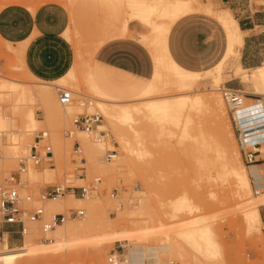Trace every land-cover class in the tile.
<instances>
[{
  "label": "rangeland",
  "instance_id": "1",
  "mask_svg": "<svg viewBox=\"0 0 264 264\" xmlns=\"http://www.w3.org/2000/svg\"><path fill=\"white\" fill-rule=\"evenodd\" d=\"M156 1L158 2V0H80L71 14L75 15L76 23L70 22V28L68 29L69 37L65 36L74 49V58L75 52H78V50L82 58L85 57V60L83 58L84 67H80L79 72H77V78L73 81L66 78L62 83L56 81L44 82L46 80H38L37 78L34 79L28 76L22 66L18 52L21 46L16 48L13 44L6 43L0 38V84L2 81L10 79V81L14 80L20 84L34 88L47 85L55 93L57 102L59 103V108L53 109L51 116L46 117L44 107L38 99H35L33 102L35 104H32V107H34L36 112V126L34 128L35 131L29 133L25 132V128L22 125H17L11 119L13 109L9 101L10 98L0 95V113L4 112L10 116L6 119L7 128L4 129V132H0V138H3L0 142V183L7 182L9 176L19 168L21 159L29 155L25 152L27 145L23 146L8 142L10 136L16 134L24 137L32 135L35 139L39 132L48 131L54 145V161L52 164H44L38 168L31 167V173L30 169L26 176L29 186L25 195L26 197L29 196V198L25 200L24 205L30 209H34L38 205H43L45 208V204L49 200L40 202V193L57 184L76 187H92L97 185V190L92 192L93 195L91 194L92 198L94 196L97 198L95 201L92 202L90 197H88L85 202L79 204L72 202L73 205L70 209H83L86 211V217L74 218L66 223L72 222L82 225L91 216L108 219L107 222L98 220L94 223V227L91 226L90 229L82 232L79 236L80 239L73 243V248L70 245L66 246V240L68 241L66 237L62 239L59 237L57 239L56 233H44L42 231V223L28 224V235H25L24 239L21 238L18 244L10 243L9 241V249L24 247L26 238L29 235L36 238L37 244H53L56 249H43L45 253L49 252L45 256L36 255L32 257L25 255L15 264H112L109 261L112 254L122 258L121 264H128L127 259L129 258L130 249L160 244L172 246L170 251H161V264H170L171 262L177 264H264V222L261 219L257 223V227L251 230L247 221L250 207L245 204L250 201L247 198H258L259 195L255 193L256 187L250 176L248 165L244 163L242 158L233 129L231 114L224 99L226 108L225 118L205 114L203 111L199 113L200 111L196 110L195 120L202 127L205 141L211 146L215 147L216 145V147H221V144L231 141L236 145L241 156L240 160L248 170L252 184L250 195L242 198H239L234 192V186L231 184V181L217 180L208 182L205 176L201 175L203 169L199 168L198 159L197 157L195 158V156H198L197 152H186V154L183 152V146L178 142L180 138L176 137V125L174 124L166 123L163 131L160 133V125L158 123L154 125L155 121H152L154 122L153 127L150 124L151 121L148 123L147 120H143L145 119L144 117L140 119L138 116H134L133 121H124L123 126L126 130H129L130 126L136 128L141 126L140 131L142 134L140 138L144 142V145H138L135 135L131 132L132 144L134 146L137 144V148L141 152L131 153L132 164L129 167L131 170L125 168V171L120 172V175L116 174V178L114 179L111 178L109 169L114 165L116 160L124 157V152L120 149L116 131L105 116V129L109 130L113 137H115L118 143L117 147H114L110 142L106 144L99 143L92 136L83 132H76L73 138L65 135V132L72 128V122L76 116L85 112L100 111L102 113L96 103L97 99L101 97L91 89V86H88L90 81L87 69L91 59L88 56H90L91 52H86L87 45H96L103 33L111 26H122L126 20H129L131 22L130 28L133 32L130 31L128 36H135L136 33V37L144 42L152 52V48L141 39V36H150L151 28L148 27L145 20L154 19L156 16L151 11H144L145 9L141 5L139 6V4L149 3L151 5ZM203 1L204 4H211L215 9L220 10V12L224 9L231 10L227 5L220 4L219 0ZM248 1L257 7L264 5V0ZM50 2L52 0H0V10L10 4H21L35 9L40 5ZM132 3H138V7L135 8V18H133V10L131 8ZM66 8L68 9V7ZM68 10L71 13L70 8ZM231 12L237 20L240 18L241 14L232 10ZM202 17L210 20V24L214 26V31H219L221 59L227 47L225 32L219 23L211 21L212 18L210 16L203 15ZM133 40L145 46L139 40ZM77 42L81 45L83 51L80 50V46L77 49ZM89 42H91V45ZM93 47L91 46V48ZM217 61L204 70L213 68L218 63ZM227 69L226 71H228ZM98 73L96 66L93 64V79L101 91L109 96L110 102L118 103V105H139L140 103H147L150 99L152 101V98L144 100L146 99L145 97L138 96L142 89L139 87L133 88L131 86L132 81H125L128 84L126 86H120L119 84L115 86L108 84L107 77L100 76ZM84 74L85 78H83ZM153 77L151 78L150 76L151 79L145 80L144 83H149L148 85H150ZM207 77L209 78L207 79ZM231 80H235V82L240 84L242 92H248L245 106L250 111L246 113L247 115L264 111V97L252 94L255 92V89L251 83H245L241 78H233ZM227 81L225 80L224 83L215 86L210 75H205L204 81L198 86L200 92H197V94H219L222 97L220 90L225 85L228 86ZM63 83L66 86H62ZM58 87L75 90L74 102L68 105L72 106L73 112H69L68 106L60 104L58 100ZM172 87V85L167 86V88L164 87V89L166 88V92L170 90L167 92V95L176 96L181 94L180 91L176 90V87ZM174 96L172 98L167 97L166 99H175L176 97ZM255 97L262 99V102H256L254 100ZM160 99L163 98L156 100ZM90 101H93L94 104L89 105ZM112 103H108V105H112ZM260 106L263 107L258 110L257 108ZM60 113L61 116H59ZM157 125L159 130L157 129ZM260 128L264 129V125L260 126ZM259 134H264V132ZM56 135L62 137L64 143L62 146L54 140ZM76 138L81 141L83 148V155L80 158L72 157L73 143ZM88 141H91V144L94 145V148L91 150L88 147ZM28 142L32 144L31 140ZM196 144L192 143V146L195 148L197 147L195 146ZM187 145L189 146V143ZM114 148H118L119 150L118 157L112 160L105 158V153ZM188 154H192L190 155L191 157ZM81 167L84 168V171L79 170ZM9 169L11 170L9 171ZM262 173H264V169ZM81 174L83 176L80 177ZM97 178L101 179V182L98 184L95 183V179ZM145 179L152 184L149 190L146 188V184H144ZM117 192L119 196L115 197L113 194ZM186 194L192 198V209L176 214L175 204L180 200L179 198H182ZM70 195L82 197L70 192L63 197L68 199ZM141 203H145L149 210L138 214L139 210L137 209ZM120 205H122L121 208ZM70 209L66 212L69 213ZM125 210H128L131 214L136 213L137 210V213L133 216H129L128 213L122 214ZM51 217L52 215H47L46 218L50 219ZM108 225L111 227L107 228ZM194 228H207L209 230V237L218 245L219 253H217V256L207 255L199 251L184 239V234ZM119 233H127L130 238L124 241H116L115 237ZM48 238L55 241L50 243L51 241H48ZM61 240H64L63 243ZM2 242L0 241V245ZM201 245L202 247L203 245L205 246L204 241H201Z\"/></svg>",
  "mask_w": 264,
  "mask_h": 264
},
{
  "label": "bare ground",
  "instance_id": "2",
  "mask_svg": "<svg viewBox=\"0 0 264 264\" xmlns=\"http://www.w3.org/2000/svg\"><path fill=\"white\" fill-rule=\"evenodd\" d=\"M76 1L77 0H52V2L64 4L69 8H71ZM156 2L151 5L149 3L139 4V6L141 5L142 8L145 9L144 11H148V12L151 11L153 12V15L156 16V18L154 19L145 20L148 27L151 28L150 36L149 35L141 36V39L145 41L150 48H152V52L155 58L156 70H155V74L153 75L154 77L151 84L146 86V88L138 95L140 97H145L146 99L144 100H148V98H152V101L150 99L148 100L147 103L144 104L140 103L139 105L138 104L118 105V103H112V101L110 102L109 96H107L104 92H102L101 89L96 84V82L94 81L91 71L92 58L97 48L102 43L97 42L96 45H91V42H89L90 45L94 47L91 48V46L88 45L86 47L87 48L86 52L87 53L91 52V54H89L90 56H88L91 58L88 63V69H87L89 75V81H90V84L88 86H91V89L101 97L98 98L96 101L97 106L100 108L104 116L111 122L114 130L116 131V135L119 140L118 142L121 147L120 149H122L123 150L122 152H124V157L122 155L123 158L116 160L114 165L109 169L111 178L112 179L116 178V174L125 171V168L130 169L129 167H131L132 164L131 163L132 158L130 156L131 153L141 152V150L139 151L138 150L139 148H137V144L144 145V142L140 138L142 134L140 131L141 126H139L138 128L134 126H130L129 130H126V128L123 126L124 121H133L134 116H138L140 119L141 118L143 119L144 117L145 119L143 120H147L148 123L151 121L150 124L153 127L158 123L161 127L160 133L161 131H163V127L164 125H166V123H171L176 125L175 127L176 137L180 138L178 142L179 144H181V146H183L182 147L184 150L183 152H185V154L186 152H197L198 156H195V158L197 157L198 164L201 166V167L199 166V168L203 169V171L202 169H200L203 172L201 173V175L203 174L208 182L217 181V180L231 181V184H233L234 186V192L239 198L248 196L250 195V191L252 190L251 179L248 170L240 160L241 156L239 155L236 145L232 141L231 142L224 141L225 144H221L222 145L221 147L220 146L216 147V145L215 147L211 146L209 143H207V141H205L206 139L204 138V132L202 130V127L198 125L195 120L196 110H199L200 111L199 113L203 111V113L205 114H212V116L215 117L217 116L218 118H225L226 108L223 98L219 94L204 95L203 93L197 94V92H200L198 90V86L202 83V81H204L205 75H210L211 80L213 81L215 86L224 83L225 80H231L233 78H241L243 82L251 83L254 86L255 92H253L252 94H256L258 96L264 97V65L261 67L253 68L251 70H244V68L242 67L239 59L241 56V48L244 43L245 32L241 30L239 26V22L233 16L231 10L225 9L222 12L214 11L212 9V5L204 4L203 0H158V2L157 3ZM131 6L133 10V18H135V10H136L135 8L138 7V3H134V4L132 3ZM203 12L213 14L215 18L221 23L222 28L226 33L228 44L226 51L223 54L221 60L218 62V64H216L213 68L209 70L195 71L185 68L180 64H178L172 58L167 43H168L169 33L172 27L174 26V24L179 19L191 14H199ZM130 23L131 22L127 20L124 29L121 32L122 36L129 35ZM78 46L81 47V45L78 44L77 49L80 48ZM80 50L83 51L82 47ZM23 51H24V47L23 45H21L18 52L20 54V59L22 61V66L25 70V73L28 76L36 79L25 66V62L23 61V55H24ZM83 58L85 60V57ZM83 58L80 55L79 50L78 52L76 51V60L74 67L66 76L57 80L56 82L62 83L64 80H66V78H68L70 81L76 80L77 72H79L80 67H84ZM81 69L83 70V68ZM226 69L228 71H226ZM85 74L83 78H85ZM208 78L209 77H207V79ZM171 85L173 87H176V90L180 91L181 94L180 95L175 94L176 96L167 95L168 94L167 92L170 90L166 92L165 89L167 88V86H171ZM62 86H66V85L63 83ZM164 87L166 88L164 89ZM243 92L246 94L248 93L246 91ZM0 95L3 97L10 98L9 101L12 104L11 106L13 109V116L11 117V119L17 125L18 124L22 125V127L25 128V132H29V133L34 132L35 131L34 128L36 126V120H35L36 112L34 110V107H32L33 106L32 104H35L33 103L35 99H38L41 105L44 107L42 108L44 109L46 117L51 116L53 109L59 108L58 106L59 103L57 102L55 93L47 85H43L40 88L38 87L34 88L20 84L14 80L10 81V79H8L1 82ZM172 96L176 98L166 99L167 97L172 98ZM153 98L155 99L154 101ZM158 98H163V99L156 100ZM259 100H260L259 103H261L262 99ZM108 103H112V105H108ZM93 104L94 103H92V105ZM67 108L69 109V112H73L72 106H68ZM254 114L249 115L248 119H254L256 116ZM59 116H61V113L59 114ZM7 117L10 116L6 115L4 112L0 113V132H4V129L7 128L6 126ZM152 121H155V124ZM254 121L259 122L262 120H253V122ZM261 124L264 125V121L259 125H257L259 126L257 127L258 129H261L260 128V126H262ZM157 129H158V125H157ZM79 132L82 131H78V133ZM131 132L135 135V139L137 143L135 146L132 144L131 141V134H132ZM172 133L174 134V132ZM2 139L3 138H0V142L2 141ZM29 140H31V143H33L34 137L32 135L31 136L28 135L24 137L16 134L14 136H10L8 142L16 143L17 145H23V146L27 145V149L25 152L30 154L31 144L28 142ZM54 140H56L57 143L61 146L64 144L62 137L56 135ZM99 143L106 144L107 142L106 143L99 142ZM188 143L189 146L187 145ZM192 143L195 144L197 143L195 145L197 147L194 148V146H192ZM88 144L90 150L94 148V145L91 144V141H88ZM253 169H256V167L252 166V170ZM10 170L11 169H9V171ZM31 171L32 169L30 170V173ZM259 175L262 177L261 180L263 181L264 173L261 172ZM259 175L257 174H255V176L253 175V177H251L252 180L255 181L256 183H259L260 181L258 180ZM144 184H146L145 186L146 188H148V190L152 186V184L146 179L144 180ZM257 186H258L257 188H261L260 189L261 193L259 194V197L247 198L250 201L248 203H245L247 204L246 206L250 207L247 214L248 216L247 221L251 230L256 228L257 223L261 221L262 218L260 213V206L264 205V184ZM64 199H66V197H61L59 199H49V201H47V203L45 204L46 215L53 216V214L56 213H65L67 210H69L72 207L73 205L72 202L79 204L85 202L87 198L74 197L70 195L68 199L66 200ZM96 199L97 198L95 196L93 198L90 197V200L92 202L95 201ZM179 199L180 200H178L176 204L174 203L176 206L175 209L176 214L184 210L192 209V203H193L192 198H190L188 194L182 196V198ZM137 210H139L138 214H141L143 212H147L149 208L147 209L145 203H141L139 204ZM127 213L129 214V216H133L134 214H136V213L131 214L128 212V210H125L124 213L122 214H127ZM65 214H67V212ZM98 220L104 222L108 221V219L104 217L98 218L91 216L82 225H77L72 222L66 223L69 221L68 220L64 223L58 224L55 228L51 230H47L44 233H50V232H53V234L56 233L55 235L57 239L59 237L61 239L63 237H66L68 239V241L66 240V246L68 247L70 245V247L72 246L73 248L74 246L73 243H75L76 240L80 239L79 238L80 234L90 229L91 226H93L94 223ZM110 227L111 226L108 225L107 228ZM26 235H28V233ZM6 236L7 238H5L2 244L0 245V264H15L19 259H21V257L25 255H29L32 257L36 255L45 256V254L46 253L48 254L49 252L45 253L43 249L55 247L53 244H51L53 246L47 243L37 244L36 238L29 235L26 238V244L24 247L9 249V240H8L9 237L8 235ZM209 236H210L209 230L207 228H194L191 231L188 230L184 234V239L190 242L199 251L204 252L207 255L210 254L212 256L213 255L217 256L218 255L217 253H219L218 245ZM129 238L130 237L127 233H119L118 235H116L115 240L124 241V240H128ZM47 240L51 241L50 243H53L55 241V240L52 241V239L50 238H48ZM201 241H204L205 246L203 245L202 247ZM58 246L60 245L58 244ZM171 248L172 246L169 244L151 245L146 247H134L130 249L127 263L128 264H161V260H160L161 251H170Z\"/></svg>",
  "mask_w": 264,
  "mask_h": 264
},
{
  "label": "crops",
  "instance_id": "3",
  "mask_svg": "<svg viewBox=\"0 0 264 264\" xmlns=\"http://www.w3.org/2000/svg\"><path fill=\"white\" fill-rule=\"evenodd\" d=\"M79 2L80 0H77L70 8L71 13L69 7L67 9L64 4L53 2L35 9L21 4H10L0 10L1 40L13 44L16 48L23 45L25 66L38 80L57 81L74 67L76 52L74 58V49L65 36L69 33L70 22L76 23L75 15L71 14ZM219 2L241 14L236 20L241 30L245 32L239 59L244 70L263 66L264 5L257 7L248 0ZM212 9L220 11L213 6ZM203 15L210 16L214 19H211L212 22L216 21L215 23L221 25L211 13L191 14L175 23L168 36L167 46L172 58L181 66L195 71H205V68L221 60L219 31H214L210 20L202 17ZM126 22L127 20L122 26H111L100 37L98 42L102 44L94 53L91 71L93 75L94 64L98 74L107 77L108 84L126 86L128 84L125 81H132L133 88L139 87L143 91L149 84L144 81L150 80L155 73V60L150 49L136 37L135 32V36L121 35ZM129 29L133 32L131 28ZM133 39L139 40L147 48ZM227 84L229 87L241 89L235 80H228ZM258 131L264 132L261 129ZM257 161V164L253 165L256 169L252 170V166H248L251 177L259 175L264 169V144L257 155ZM258 177L259 183L253 181L255 186L264 184L262 177L260 175ZM260 213L264 222V205L260 207ZM9 241L18 244L21 238L11 236Z\"/></svg>",
  "mask_w": 264,
  "mask_h": 264
},
{
  "label": "built area",
  "instance_id": "4",
  "mask_svg": "<svg viewBox=\"0 0 264 264\" xmlns=\"http://www.w3.org/2000/svg\"><path fill=\"white\" fill-rule=\"evenodd\" d=\"M222 97L231 114V121L235 136L240 147V152L244 163L248 166L257 164V155L260 153V149L264 144V134H259L257 125L264 121V111L255 113L254 119H248L249 111L246 108L247 94L243 93L240 89L232 88L227 85L221 88ZM74 91L71 89L58 87V100L62 106H68L74 102ZM260 98H254L256 102H259ZM93 101L89 102L92 105ZM262 106L257 109H261ZM253 120H262L256 122ZM105 117L100 111L85 112L76 116L72 122V128L65 132V135L73 138L76 132L82 131L92 136L97 142H110L114 147L118 146V143L111 134V132L105 129ZM104 127V128H103ZM30 154L21 159L19 168L13 172L7 182L0 183V241H4L6 235L18 236L20 238L25 237L29 232L28 224L42 223V231L46 232L55 228L58 224L64 223L74 218H85L86 211L83 209H70L69 213H56L53 214L51 219H47L46 210L43 205H38L34 209H30L24 205L27 189L29 186L27 174L30 168H38L44 164H52L54 161V145L51 140L50 133L48 131L39 132L34 139V142L30 146ZM83 155V148L81 141L75 139L73 143L72 157L80 158ZM119 155L118 148L110 149L106 152V158L112 160ZM79 170L84 171L81 167ZM83 174L80 175V177ZM101 182L100 178L95 179V183ZM255 193L259 195L260 189L255 186ZM97 190V185L90 186H66L65 184H57L49 187L45 191L40 193V202H46L49 199H59L65 196L67 193H73L74 195H80L84 198L91 197L93 191ZM115 197L119 196V193H114ZM122 205H120V208ZM264 231V227H263ZM112 264H121L122 258L115 254H112L109 258ZM170 264H177L171 262Z\"/></svg>",
  "mask_w": 264,
  "mask_h": 264
}]
</instances>
